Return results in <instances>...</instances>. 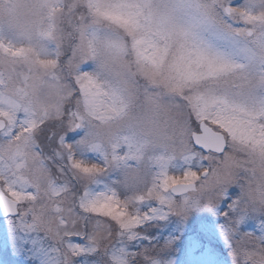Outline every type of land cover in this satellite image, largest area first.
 Masks as SVG:
<instances>
[{"label":"snow or ice","instance_id":"obj_1","mask_svg":"<svg viewBox=\"0 0 264 264\" xmlns=\"http://www.w3.org/2000/svg\"><path fill=\"white\" fill-rule=\"evenodd\" d=\"M0 219L15 264H264V0H0Z\"/></svg>","mask_w":264,"mask_h":264},{"label":"rangeland","instance_id":"obj_2","mask_svg":"<svg viewBox=\"0 0 264 264\" xmlns=\"http://www.w3.org/2000/svg\"><path fill=\"white\" fill-rule=\"evenodd\" d=\"M2 231L3 222L2 219H0V235H2ZM0 264H15V258L11 257L8 253L0 249Z\"/></svg>","mask_w":264,"mask_h":264}]
</instances>
